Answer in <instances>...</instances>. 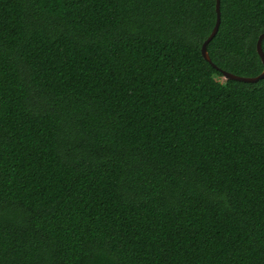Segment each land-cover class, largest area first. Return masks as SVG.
<instances>
[{"label": "trees", "instance_id": "trees-1", "mask_svg": "<svg viewBox=\"0 0 264 264\" xmlns=\"http://www.w3.org/2000/svg\"><path fill=\"white\" fill-rule=\"evenodd\" d=\"M216 21L0 0V264H264V79L203 58ZM262 33L264 0H221L209 55L258 76Z\"/></svg>", "mask_w": 264, "mask_h": 264}, {"label": "water", "instance_id": "water-1", "mask_svg": "<svg viewBox=\"0 0 264 264\" xmlns=\"http://www.w3.org/2000/svg\"><path fill=\"white\" fill-rule=\"evenodd\" d=\"M216 13H217V21L215 24V27L210 34V36L204 41L202 48H201V53L203 58L209 62L215 69L219 70L222 74L224 79L226 80H234V81H239V82H244V83H258L260 80L264 79V70L263 72L255 77H246V76H239L236 74H233L231 72L225 71L222 68L218 67L213 61L212 58L209 55L208 52V45L210 42L215 38L217 35L220 24H221V0H216ZM263 41H264V33H262L257 41V52L263 62L264 65V49H263Z\"/></svg>", "mask_w": 264, "mask_h": 264}]
</instances>
